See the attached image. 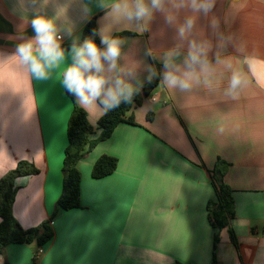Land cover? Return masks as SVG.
<instances>
[{
  "label": "crops",
  "instance_id": "1",
  "mask_svg": "<svg viewBox=\"0 0 264 264\" xmlns=\"http://www.w3.org/2000/svg\"><path fill=\"white\" fill-rule=\"evenodd\" d=\"M115 2L0 0V181L19 162L31 163L38 173L17 178L13 215L31 229L55 214L54 237L42 254L35 244H10L0 264H211L214 252L218 264H264V0H201L211 6L206 13L194 12L190 0L181 8L175 7L181 0H165L163 11L141 21L114 15ZM36 15L54 21L61 47L70 44L46 78L15 58L22 39L35 35ZM93 17L100 41L104 35L120 41L117 68L108 72L105 64L110 83L121 79L136 89L155 70L160 81L129 113L134 123H121L79 162L80 207L58 210L74 110L63 68ZM190 17L194 24L181 36ZM192 52L200 63H192ZM168 71L189 86L168 83ZM101 99L85 107L76 98L93 137L110 107ZM103 155L117 158V168L94 178ZM223 166L237 244L223 229L214 250L211 172Z\"/></svg>",
  "mask_w": 264,
  "mask_h": 264
},
{
  "label": "trees",
  "instance_id": "2",
  "mask_svg": "<svg viewBox=\"0 0 264 264\" xmlns=\"http://www.w3.org/2000/svg\"><path fill=\"white\" fill-rule=\"evenodd\" d=\"M128 33H118L121 36ZM93 40L97 46L101 45L98 35L96 17H93L85 26L82 32L80 44L85 40ZM70 44L62 46L64 52ZM160 81L158 70H155L154 77L146 84L136 89L125 91L119 99L118 104L111 105L98 121V134L89 121L87 112L77 105L76 97L66 89L67 95L74 102V110L68 124V144L65 149L63 161V190L57 202L58 210H70L81 205V171L79 162L85 158L100 142L110 138L115 129L121 123H134V118L129 113L142 104L143 98L150 96ZM150 118V115H149ZM220 162V161H219ZM118 165V159L110 156H101L93 166L92 175L94 178H103L112 174ZM38 173L31 163L21 161L17 167L7 173L0 181V256L4 254L6 246L10 244H35L37 247L47 245L54 237V228L51 219L40 226L24 229L13 215V202L17 186L16 180L21 176ZM213 186L216 192V200L208 204L209 219L211 225L216 229L214 237V250L220 242V233L227 229L232 243L237 244L231 221L235 217L234 201L232 190L224 182V166L217 167L211 172ZM5 264H10L8 261ZM173 264H184L175 262ZM211 264H218L216 252L213 253Z\"/></svg>",
  "mask_w": 264,
  "mask_h": 264
},
{
  "label": "clouds",
  "instance_id": "3",
  "mask_svg": "<svg viewBox=\"0 0 264 264\" xmlns=\"http://www.w3.org/2000/svg\"><path fill=\"white\" fill-rule=\"evenodd\" d=\"M165 0H116L111 10L114 15L129 21H141L150 19L153 11H163ZM184 2L176 4V8L184 7ZM191 9L194 12L203 10L205 13L210 10V5L201 0H190ZM173 16L167 17L172 22ZM194 24L193 18L186 20V25L181 26L179 33L185 34L186 29H191ZM31 27L35 33L31 39H22L15 50V58L28 68L32 75L37 78H46L49 69L59 66L63 61L65 53L61 47L62 37L54 21L43 15H36L31 20ZM100 48L97 44L87 39L82 44H73L71 48L72 63L63 68V86L71 92L82 106L92 105L97 99L106 107L118 104L119 99L125 94L126 86L121 79H110L105 71L111 72L117 68V62L121 55L120 41L104 35L101 38ZM193 64L200 63L195 52L190 53ZM167 67V65H166ZM165 79L171 85H179L187 88L188 83L177 76L174 72L168 71ZM238 83L234 78L233 85ZM130 93V89H127Z\"/></svg>",
  "mask_w": 264,
  "mask_h": 264
},
{
  "label": "built area",
  "instance_id": "4",
  "mask_svg": "<svg viewBox=\"0 0 264 264\" xmlns=\"http://www.w3.org/2000/svg\"><path fill=\"white\" fill-rule=\"evenodd\" d=\"M154 101L156 100L155 97L152 98ZM43 253V249L41 247L38 248L37 250V254H42Z\"/></svg>",
  "mask_w": 264,
  "mask_h": 264
},
{
  "label": "rangeland",
  "instance_id": "5",
  "mask_svg": "<svg viewBox=\"0 0 264 264\" xmlns=\"http://www.w3.org/2000/svg\"><path fill=\"white\" fill-rule=\"evenodd\" d=\"M216 200V199H215Z\"/></svg>",
  "mask_w": 264,
  "mask_h": 264
}]
</instances>
